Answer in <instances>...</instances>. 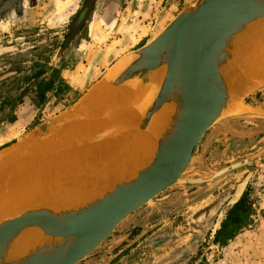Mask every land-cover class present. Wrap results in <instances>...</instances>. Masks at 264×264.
Here are the masks:
<instances>
[{
    "label": "rangeland",
    "instance_id": "374dc122",
    "mask_svg": "<svg viewBox=\"0 0 264 264\" xmlns=\"http://www.w3.org/2000/svg\"><path fill=\"white\" fill-rule=\"evenodd\" d=\"M143 1L151 3L153 14L168 10L169 23L199 0ZM3 2L0 62L11 65L0 67V73L13 69L25 76L34 64L46 65L41 78L59 69L71 90L59 91L58 96L48 93L46 102L37 107L34 82L23 84L16 121L0 126V148L72 106L91 86L100 91L98 85L113 84L114 70L137 50L125 49L127 36L134 44V36L144 34L148 28L144 24L154 18L146 14L148 5L142 14L134 13L131 0H17L1 11ZM157 26L147 37L165 27L164 23ZM117 52L120 57H111ZM233 97L230 108L233 104L240 108L229 111L228 105L204 133L182 178H210L230 165L249 162L203 184L179 180L157 195L167 198L149 201L127 216L77 264H264V83ZM248 174L243 193H247L251 222L225 245L215 243L214 234L228 211L226 204Z\"/></svg>",
    "mask_w": 264,
    "mask_h": 264
},
{
    "label": "water",
    "instance_id": "95a60500",
    "mask_svg": "<svg viewBox=\"0 0 264 264\" xmlns=\"http://www.w3.org/2000/svg\"><path fill=\"white\" fill-rule=\"evenodd\" d=\"M262 19L264 0H199L175 15L157 35L135 51L133 58L124 60L127 61L124 66L111 75L113 84L132 81L143 84L148 90L151 81L149 87L153 88L154 95L143 99L142 116L135 126H147L164 104L175 106L168 129L157 141L152 160L136 169L132 178L117 182L101 197L77 208L57 211L37 204L0 220V264H77L127 216L149 201L167 198L168 195L161 198L157 195L184 179L182 174L200 139L224 114L231 97L238 95L233 89L237 80L226 65L232 60L237 62L236 49L246 43L240 40V35L249 25ZM244 58L245 55L235 64L237 71ZM156 71L163 74L159 84L153 81ZM122 106L121 101H114L109 108L116 110ZM70 107L81 108L75 103ZM65 119L63 112L45 120L21 140L7 145L0 157L20 151ZM125 129L121 123L113 132ZM248 162L230 165L210 178L184 180L189 184H203ZM249 176L236 186L226 210L239 201ZM28 228H38L51 239L32 248L19 260H7L11 243Z\"/></svg>",
    "mask_w": 264,
    "mask_h": 264
},
{
    "label": "bare ground",
    "instance_id": "6f19581e",
    "mask_svg": "<svg viewBox=\"0 0 264 264\" xmlns=\"http://www.w3.org/2000/svg\"><path fill=\"white\" fill-rule=\"evenodd\" d=\"M240 40H244V42H246L242 44V46L244 47H238L236 49L237 51L236 58H237L238 63L242 60L243 55H245V58L243 59L242 63H240L242 67L239 68V71H237L235 69V66H236L235 64L237 62L234 60L230 62L231 65L230 64L226 65V68H230L233 70V73L237 80V83L233 85L234 93L236 95L239 93H244L245 91H249L252 88H254L256 85L264 83V19H262L261 21H258L257 23L249 25L245 29V31L240 35ZM126 62L123 61V63L119 65L117 69L124 66ZM109 79L110 78L108 77L105 80L108 82ZM153 79L152 80L154 82H157L159 84L161 82V79H163V74L159 71H156L153 74ZM150 84H151V81L148 84V90H147V87H145L143 84H134V83L131 84L136 87L138 86L141 87L142 88L141 93H140V90H132L129 87H123L127 85H115L111 83H109V85L107 86L98 85V89L100 91H98L97 89H92L90 96L89 94L87 96H89L90 98L92 97L91 99H93L94 102L98 101L100 104H103V102L105 101H111V100H116L119 102L121 101L124 105L123 108H125L124 110L120 112L122 113V116L115 115L113 117H115L114 118L115 121H121V123L126 124L127 122L129 123L131 121L136 120V118L138 117L137 116L138 112L135 108H143L144 97L154 95L153 88L149 87ZM147 92H149L148 95H147ZM131 100L132 102L135 103L136 106H134V104L130 102ZM89 104L90 103H88V105ZM130 105H133V106H130ZM230 105L231 103L229 104V107H228L229 111L231 110L235 111L240 108L239 105H236V104H233L232 107L230 108ZM174 112H175V106L171 103H166L161 107V109L151 119L152 122H151V128L149 132L144 133L146 126L138 127L137 132L134 133L133 135H130V137L127 136V137L119 138L113 141L110 140L108 144L105 143V144H101L98 146H93V147H97L95 148V150L93 149L94 150L93 153L95 152L98 154L97 157H95L97 159L96 162L99 164V166L103 165L104 167L105 165L108 164L107 165L108 167L116 168L119 166L120 161H123L124 163L125 159H128L129 161L137 157L139 159V157L142 156V154L144 155L148 153L142 166L147 165L154 156L157 141L160 139V137L163 136L164 131L168 129V125L170 124V121L174 115ZM107 121H110V120L107 119ZM104 123L106 124L107 122H104ZM80 130H85V129H80ZM15 133L14 134L12 133L11 136L12 135L16 136ZM105 151L106 153L104 154ZM87 152H88V149H87ZM58 154L60 155V152ZM85 154L86 152H81V151L73 153L72 155L68 154V156L70 157H67V158H69L70 161L65 158L66 156H63L60 158L59 156H56V157L54 156L50 159L47 158L48 159L47 163L49 167L48 168L44 167L45 170L40 167H37L36 162H35L34 169L36 171L32 169L33 164L31 165L32 167L31 168L29 166V164L31 163H27L26 161H25L26 163H23L22 160L21 161L19 160L21 163L18 162L19 164L13 167V170L16 172V174L17 175L19 174L18 177H16L17 175L15 174V177L18 179V181L17 182L11 181L9 182V184L7 183V186L0 185L1 187L0 188V220L7 219L9 217L18 215L22 211L29 209L30 206L32 207L33 205H36V204L46 205L50 207L51 209L58 211V210H61L62 208L71 207V206H65L66 205L65 202H72L71 204H73V200L78 199L79 201V198H81L86 192L82 190L83 189L82 187L86 186V184H83V182L86 180L81 179L82 176L77 174L78 170H76L77 169L76 165L74 167L76 173H72L70 170L71 168L69 167H72L73 163L77 162L78 158H79V161H80V158H84ZM74 157H76L75 158V160L77 159L76 161L73 160ZM79 161H78V166H79ZM133 162H130V163L133 164ZM136 162H134L133 165H135ZM71 163L72 165H70ZM45 164L46 163H44L43 166H45ZM128 164L129 163H127V166ZM74 168H73V172H74ZM40 169H42L43 171L41 173H38L39 175V177L37 178L38 181L35 184L31 182V179H32V176L35 174V172L37 171L40 172ZM10 170L11 168L9 169L8 172H10ZM8 172H6V174ZM31 172L34 174H32ZM20 173H21V176H20ZM3 176H7V175H3ZM17 179H14V180H17ZM96 179H99V178L97 177ZM1 182L2 181H0V183ZM99 186H100V183L98 184V187L96 188H99ZM97 193H99V191ZM51 196L53 197L54 200L53 199L50 200ZM84 197L86 198L88 196H84ZM81 199L82 201L84 200L83 197ZM85 200L83 201V203H85ZM90 200L91 199L89 198V201ZM54 202L56 205L54 204L53 206ZM63 203L65 204L64 206H62ZM75 205L77 204L74 203L73 206ZM50 239H51L50 237L44 235L38 228L25 229L11 243L10 249L7 252V256L5 258L11 261L19 260L25 257L32 248L41 245L43 242L47 243Z\"/></svg>",
    "mask_w": 264,
    "mask_h": 264
},
{
    "label": "crops",
    "instance_id": "0c3cea01",
    "mask_svg": "<svg viewBox=\"0 0 264 264\" xmlns=\"http://www.w3.org/2000/svg\"><path fill=\"white\" fill-rule=\"evenodd\" d=\"M50 1H53V0H50ZM131 4H132V10L134 11V13L142 14V13H140V11L146 10L147 7L149 6L148 13H146V14L149 17H151L152 15L154 16L153 21L150 20L149 22L147 21L146 24H144L145 26L148 27L146 32L144 34H142L141 36L139 34L137 36H134V38H135L134 44H132V45L129 44V41H131V40H129L130 36H127L128 43L125 46V49L134 48V47L136 49H139L144 44H146L147 42H149L153 38V37L151 38L150 36H149L150 38L147 37L149 35V33H150L149 31L151 29H153L154 27H158L157 25L160 23H164L165 26L168 24V21H169L168 17L170 16V13L168 10L164 11V12L158 10V4H155L154 9H156L158 11H157V13L153 14V11H151V9H152L151 3L147 4V2L143 1V0H135V1L131 0ZM138 18H139V16H138ZM124 29H126V27ZM126 47H128V48H126ZM96 51L97 50H95L91 54V56H90L91 58H92V55L95 54ZM114 56L120 57L121 54H120V52L119 53L117 52V54H113L111 57H114ZM102 64L103 63L99 62L98 68L100 71L102 70V73L105 74L106 73L105 68L101 67ZM94 87H96V86L93 85L90 88L86 89V92L82 93V95L80 96L78 101L75 103V104H80L81 108L69 107V108H66L65 110L60 111V112H58L52 116V117H54V116L59 115L60 113L65 112L66 113V119L65 120H61L59 123H57L56 125L51 127L42 136L31 140L20 151H14L10 154H6V155H3L2 157H0V181H2L0 183V185H6L7 186V183L9 184V182H11V181H13V182L18 181V179L16 177H18L19 174L18 175L16 174V172L13 170V167L16 166L17 164L21 163L20 162L21 160L23 163H26V162L31 163V164H29L30 167L33 164V166H32L33 168L31 167L33 170H35L34 169V166H35L34 163L35 162H36L37 167H40V168L45 170V168L49 167L48 163H47L48 159H50L54 156L55 157L59 156V158L66 156L65 158L69 160V158H67V157H70V156H68V154L72 155L73 153L80 152V151L86 152L85 157L80 158L81 162L79 161V158H78V160L76 159L77 162L73 161L74 162V163L72 162L73 166L69 167V168H71L70 170L72 173H76L75 168H74L76 165L77 166L76 170H78L77 174L82 176L81 179L86 180L83 182V184H86V186H83V187L80 186L83 188L82 190L86 191L85 194L82 196L84 198V200L87 198L85 200V203H88L87 201H89V198L91 199L90 201H92L95 198L101 197L108 189H110L111 186H113L117 182L122 181L123 179H130L133 176H135L136 169H138L142 166V164L144 163V160H145L148 153H146L144 155L142 154V156H140L142 158L139 157V159H138V157L133 159V160L131 159L130 161L128 159H125L124 163H123V161H120V164L118 167H116V168L111 167L110 168L107 166L108 164L105 165L104 167H103V165L99 166V164L96 162L97 159L95 158V157H97L98 154L95 152L93 153V151L97 147H93V146H98V145L105 144V143L108 144L110 140L113 141V140H116L119 138H124L127 136L130 137V135H133L134 133H136L139 125L135 126V124L139 120V118L142 116L143 108H135L138 112L137 113L138 117L136 118V120L129 122L130 125L128 122L126 124L122 123L123 126L126 127V129L122 130L120 132L114 133L113 128L117 127V125L121 124V121H115L114 120L115 117H113V116H115V115H118V116L121 115L122 116V113H120V112L125 109V108H123L124 105L121 108H117L116 110H111V108H109V107L111 106L112 101L114 102L116 100L105 101L106 103L103 102V104H100L98 101L94 102V100L91 99L92 97L91 98L89 97L91 90ZM123 87H129L132 90H140V93L142 91L141 90L142 88L139 86L136 87L133 85H130V86L127 85V86H123ZM88 94H89V96H87ZM84 98H85V100H84ZM130 102H132V100ZM88 103H90V104L88 105ZM132 103L134 104V106H136L134 102H132ZM130 106H133V105H130ZM107 119L110 120L111 122L107 121ZM104 122H107L106 123L107 125ZM151 122H152V120H151ZM151 122L146 126L144 133L150 131ZM80 129H85V130H80ZM68 131H70V132H68ZM27 134H28V132L25 135H27ZM24 136L17 139L16 141L21 140ZM6 146L1 147L0 152L4 151L6 149ZM87 149H88V152H87ZM59 152H60V155L58 154ZM105 153H106V151L104 152V154ZM87 156H88V158H87ZM75 158L76 157H74L73 160H75ZM138 160H140V161H138ZM78 161H79V166L81 168L78 166ZM88 161H90V162H88ZM133 161L134 162L137 161L135 165H133L134 164ZM43 162L46 163L45 166H43L44 165ZM126 162L129 163L128 166H127ZM130 162H133V164ZM72 163L70 165H72ZM37 164H39V165H37ZM121 164H123V165H121ZM130 164H132V165H130ZM83 165H85V166H83ZM10 168H11V170H10L11 174H10V172H8ZM73 168H74V172H73ZM42 169H40V172H38V171L35 172V174L31 172L32 174H34L32 176V179H34V180L31 179V182H33L35 184L37 183V181H38L37 178L39 177L38 173H41L43 171ZM6 172H8V173L6 174ZM36 173H37V175H36ZM15 174L17 175L16 177H15ZM3 175H7V176H3ZM93 175H94V177H93ZM20 176H21V173H20ZM97 177L99 179H96ZM1 178H3V179H1ZM13 178L17 179V180H14ZM5 180H7V181H5ZM97 181H99V182H97ZM99 183H100L99 188H96V187H98ZM76 185H77V183H76ZM102 185H104V186H102ZM98 191H99V193H97ZM84 196H88L89 198L88 197L85 198ZM93 196H95V197H93ZM48 197H50V196H48ZM55 197H57V196H55ZM81 198H79V201H78V199L77 200L75 199L76 201L73 200V204L74 203L77 204L75 206H73V204H71L72 202H65L66 205L63 203L62 206L65 205V206H71L72 208H77V207L85 204V203H83L84 200L82 201ZM51 199H53L52 196H51L50 200ZM76 202H78V203H76ZM54 204H55V202L53 203V206H54ZM40 205H42V204H40Z\"/></svg>",
    "mask_w": 264,
    "mask_h": 264
},
{
    "label": "trees",
    "instance_id": "16d2710c",
    "mask_svg": "<svg viewBox=\"0 0 264 264\" xmlns=\"http://www.w3.org/2000/svg\"><path fill=\"white\" fill-rule=\"evenodd\" d=\"M17 0H4L1 11L7 10ZM11 65L9 62H0V67ZM46 65L34 64L30 69L31 73L25 76H18L13 69L0 73V126L11 124L16 121L15 109L22 103V93L19 89L23 84L34 82L36 93L35 106L39 107L47 100V94L58 96V92L70 91V86L61 78L59 69H52L49 78H41L45 73ZM251 209L248 204L247 193H243L237 203L230 208L220 227L214 234L213 242L225 245L242 228L251 222Z\"/></svg>",
    "mask_w": 264,
    "mask_h": 264
}]
</instances>
